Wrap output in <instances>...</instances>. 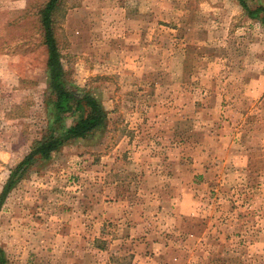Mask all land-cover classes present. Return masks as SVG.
<instances>
[{
    "label": "rangeland",
    "instance_id": "374dc122",
    "mask_svg": "<svg viewBox=\"0 0 264 264\" xmlns=\"http://www.w3.org/2000/svg\"><path fill=\"white\" fill-rule=\"evenodd\" d=\"M46 1L0 0V195L48 129ZM262 17L238 0H63L67 79L110 122L8 195L6 264H264Z\"/></svg>",
    "mask_w": 264,
    "mask_h": 264
},
{
    "label": "trees",
    "instance_id": "16d2710c",
    "mask_svg": "<svg viewBox=\"0 0 264 264\" xmlns=\"http://www.w3.org/2000/svg\"><path fill=\"white\" fill-rule=\"evenodd\" d=\"M63 0H47L39 9L44 44L48 51L47 82L50 101L47 97L48 129L40 140L34 142L31 151L12 170L0 195V212L8 195L23 179L29 167L38 159L49 162L69 142L88 140L98 133L104 135L109 126V114L102 103L90 92L80 89L67 79L62 56L56 37V16ZM248 0H238L248 16L257 19L260 15L264 24V3L251 9ZM48 96V94H47ZM71 120L67 127L66 121ZM0 264H6L0 252Z\"/></svg>",
    "mask_w": 264,
    "mask_h": 264
},
{
    "label": "crops",
    "instance_id": "0c3cea01",
    "mask_svg": "<svg viewBox=\"0 0 264 264\" xmlns=\"http://www.w3.org/2000/svg\"><path fill=\"white\" fill-rule=\"evenodd\" d=\"M120 211V210H119ZM118 213H120L121 214V212H118Z\"/></svg>",
    "mask_w": 264,
    "mask_h": 264
}]
</instances>
